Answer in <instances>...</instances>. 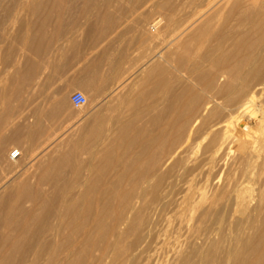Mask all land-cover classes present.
Wrapping results in <instances>:
<instances>
[{
	"label": "rangeland",
	"instance_id": "1",
	"mask_svg": "<svg viewBox=\"0 0 264 264\" xmlns=\"http://www.w3.org/2000/svg\"><path fill=\"white\" fill-rule=\"evenodd\" d=\"M238 2L244 11L234 8ZM255 3L249 13L252 8L249 9L248 0H0V198L21 185H28L34 191L42 177H45L42 188L48 189L49 194L62 188H73L75 194L80 193L90 177L98 176L101 180L105 172L110 173V178L119 172L117 168L112 170L113 159L109 164L100 160L101 151L109 142L124 140L140 145L148 142L153 146L143 151V147L136 145L130 155L143 152L141 155L144 154L148 164L156 157V171L160 175L167 174L155 191L149 192L135 224L121 227L119 240L105 231V239L101 236L102 240L99 238L94 243L92 250L96 251L89 250L82 256L85 259L81 257L82 264L103 260L107 264L230 263L232 260L226 257L224 248L230 239L238 241L235 228L233 233V222L252 214L257 196L264 193V147L246 183L251 189L246 193L249 206L236 207L237 213L222 214L225 218L219 221L217 213L221 214L226 198L244 171L237 158L245 144H233L234 138H230L218 148L224 141L221 122L225 120L226 111L206 120V126L201 128L200 122L190 127L193 119L186 124L183 133L169 128L167 108L173 95L187 87L196 95L200 93L199 105H203L214 99L221 83L210 74L205 77L210 86L204 90L202 82H198L200 79L185 72H174L173 63L170 70L165 58L168 61L173 49L168 40L183 28L186 31L179 41L189 40L193 47L199 48L200 54L216 48L219 43L231 49V40L246 37L247 20L255 19L263 8L261 0ZM204 26L206 29L209 26V30ZM192 63L188 62L185 68L190 69ZM203 65L206 71L211 67L208 62ZM169 70L173 71L170 81L166 77ZM75 91L86 97V106L82 109H74L69 102ZM260 94L255 104L260 103L264 111V93ZM79 110L85 113L83 117H77ZM183 111L185 113L187 108L182 107ZM209 111H205L202 118L207 119ZM96 114L101 117L100 134L89 137ZM124 125L130 129L127 127L125 131ZM189 130V144L167 162V156L185 140ZM214 133L217 139L206 149ZM177 136L181 139L169 150V143ZM73 145H76L77 159L64 160L63 164L61 153L68 154ZM228 146L232 148L229 150ZM13 150L20 152V157L14 161L9 158ZM57 163L60 168L51 174L46 172L48 166ZM90 166L97 167L92 175ZM21 200L16 204L15 220L21 222L27 210L36 211L39 220L34 228L42 226L44 235L48 234L45 224L49 226L52 218L37 210L36 204ZM52 204L50 199L49 210ZM110 222L111 218L107 224ZM263 229L264 206L255 215L254 226L244 232L248 238L245 248L253 246ZM237 246L242 248L240 243ZM112 251L117 255H111ZM33 253H27V261Z\"/></svg>",
	"mask_w": 264,
	"mask_h": 264
},
{
	"label": "bare ground",
	"instance_id": "2",
	"mask_svg": "<svg viewBox=\"0 0 264 264\" xmlns=\"http://www.w3.org/2000/svg\"><path fill=\"white\" fill-rule=\"evenodd\" d=\"M248 1L251 4V7L248 6L250 9L252 8L255 2L260 0H248ZM261 1L263 8L259 10L258 14L255 15V19L250 18V20L249 19L247 20V26L245 28V33H244L246 37L238 36L239 37L238 39L235 38L231 40L232 42L230 44L231 49L229 50H227L224 45L219 43V45L216 48L209 49L205 54H200L201 52L199 53V48L193 47L189 40L184 42L179 41V37L186 31V28H183L182 30L175 32L173 38L168 40L170 41L169 43L166 41L168 45L173 48L171 51L169 50L170 51L169 54L167 53L168 61L165 58V63L169 64L170 70L173 63L174 66H172L173 67L172 69L174 72L177 73L185 72L191 76L200 79L198 82H202L204 90L208 89L210 86L209 82L207 83L205 82V77L207 78L210 74L214 75L216 81L221 83L219 85L220 88L217 90L216 95L214 96V99L212 100L207 99L209 101L207 102L204 101L205 104L203 105H199L201 98L199 96L200 98L199 99L198 95L200 93L196 95L193 93L191 89H188L186 86H185L186 88L183 89L180 88L181 90L178 91L177 94L173 95V100L169 104V107L167 108L169 111L167 112L169 128L172 130L176 129L175 132L180 133L182 130L184 131V128L186 124H188L190 119H193V122L190 127H193L200 122V128H201L203 126H206L205 125L206 120H209V118L217 117L219 115V112L221 111L222 113L226 111V115L224 117L225 120H223V122L220 121L222 123L221 130L223 131L222 136L224 141H222L221 144L218 143L220 144L218 148H220L226 142V140L228 141V139L230 138H234L233 144L237 143L236 145H238L240 142H243L245 144V148L241 152H239L238 158L236 157L237 161L243 164L244 171L240 176H238V180L233 185L231 193L225 200L226 202L223 200L225 204L223 203L224 205L222 206V210H221L222 212L221 214L219 212L217 213V218L219 219V221L225 218L224 216H222V214H225V216L226 215L233 216L235 213L238 212V210H236V207L246 208L247 206H249L248 205L249 198L246 193L251 189H248L246 187V183H248L247 180L250 177L249 176L250 170L255 167L259 154L261 153L262 148L264 147V111L262 110L261 107H259L260 103H258V106H256L255 104L256 98L258 97L257 95L258 94L261 95L260 93L262 94L264 93V15H263L264 0ZM234 8L238 10H242V5L239 4L238 2L236 7ZM252 10L253 8L251 9V11H249V13H252ZM242 11H244V9ZM203 18H205V16ZM236 28H239V25L238 27L236 26ZM197 37H201V36L197 35ZM188 62L191 63L193 62L192 67L190 69L185 68ZM204 62H208L211 66L207 71L204 69V65H203ZM162 66L164 65L162 64ZM152 69L154 68L152 67ZM163 69H165V67H163ZM170 70L167 72L166 75L169 81L173 76L172 75L173 71ZM161 79H163V76L161 77ZM163 82L166 81L164 80ZM163 84L165 85V83ZM215 85H213V87ZM252 106L253 108L251 109ZM182 107H184V109L187 108V111L185 113L184 111L182 113ZM207 110H210L208 114V118L204 119L202 118V115ZM84 114L82 111L79 110V114L77 115V117L79 116L83 117ZM94 118H95L94 120L95 125L94 127L91 128L90 131L88 130L89 137H94L99 133L100 123H102L99 114H96ZM123 127H125V125ZM127 127L128 126L126 125L125 131ZM128 128L130 129V127ZM206 134L208 135L210 134V132H206ZM217 136L218 135L215 133L212 134L208 142V145L206 146V149H208V147H210L215 143ZM122 138L125 139V137ZM179 138L177 136L176 140H172L171 144L169 143V148H168L169 150L176 146V145L174 146V143L177 142ZM190 138H191V131L189 130V133L187 134L185 140L183 139L184 141L181 144H179V146L175 147L176 149L170 155L167 156L168 157L167 162L173 159V157L182 149V147L189 142ZM132 142H128L124 140L115 141L112 143L109 142L107 147H105L101 151L102 156L99 155L101 157L100 160L104 163H108V161L113 159L115 161V164L113 165L112 170H114V168L115 169L117 168L119 172L112 175V178H110L109 176L110 173H106V172L103 173V171L101 170L103 166L101 165L102 167L100 170L103 173V178L100 180V177L97 178L98 176L90 177L88 182H85V185L83 189H81L82 191L80 193L75 194L73 188L54 189L50 193L51 197H49L50 194L48 192V189L42 188L45 182V177H42L35 185L36 187L34 191L32 190L33 188L31 189L30 186L28 185H21L11 189L9 193L2 196L0 198V264H82L81 257L89 250H92V248L95 246L94 244L95 241L99 239L101 236L103 237L105 231H108L110 234H112V236L115 235L116 239L119 240L122 237V233L120 231L121 227L123 226L128 227V225H131V223H133L137 219L140 212V208L144 203L146 197L148 196L149 192L151 190L155 191V189L158 187L159 183L163 179V175L167 174L164 173L160 175V173L156 171L158 164V161L155 160L156 157L153 158L155 161L153 160L152 163L148 164L149 161L144 160L145 158L144 154L141 155V153L143 152L134 154V156L130 155L133 152V148L136 145H139L138 147L141 148L143 147V151H144L147 148L153 146V144L145 142L140 145L138 142L136 143H132ZM151 142L155 143V141L154 142L151 141ZM156 145H160V144H156ZM72 147H73L72 150L68 154L61 153L62 156L60 160L61 162H63V164H64V160L74 161L75 159H77L76 145H73ZM230 148H232V146L229 147V150ZM159 152L160 151H158V153ZM61 162L60 164H62ZM57 164H52L48 166L46 172L51 174L53 170L60 168L61 167L60 164L58 165ZM174 164H178V163L175 162ZM234 164L236 165L237 162ZM72 165L74 164L72 163ZM95 168L97 167L90 166L89 168L91 172L90 175H92L93 169ZM232 169H234V167ZM238 169L239 168L237 167V170ZM57 174L59 175V173ZM229 190L230 189H228L227 191ZM202 194L200 195L202 196ZM20 199H23L26 202L28 201V203L30 204L31 203L36 204L38 207L37 210H39L42 213L45 212V214L47 213L52 218L53 221L49 226L45 224V230L47 226V231L49 232L48 234L46 233V235H44V230L40 229L42 228V226L39 228L40 230L34 228L35 223L39 219H37L38 215L36 214V211L32 210L33 207L31 209L32 211H28V210L25 211L23 217L24 219L22 221L20 220L21 222L17 221L18 219L15 220L18 214V213L16 214V204ZM50 199L53 201L52 210L51 209L49 210L47 208V203ZM262 206H264L263 192L262 195L257 196L256 205L253 208L252 214H249L244 220H240V221L236 220L235 222H233L232 225L233 233H235L234 231L235 228L238 231L237 233L238 241L235 242L234 238L230 239L228 245L224 248L226 249L225 250L226 257L232 260L228 264H264V229L259 233L256 242H254L253 246L250 248H245L247 247L246 241L248 238L244 236V232H246L247 229L249 230L254 226L255 215L258 212H260ZM187 215L189 214L187 213ZM110 218L112 222H110L111 224H107V221ZM42 221L44 222V220ZM130 228H133V226ZM234 237H236V235ZM100 240L102 239L100 238ZM138 241L140 240L138 239ZM238 243L242 245V248H238L237 246ZM117 250L119 251L118 248ZM30 251L31 252L34 251V253L31 256L32 258L29 261H27L26 255L27 253H31ZM112 254L117 255L114 254L113 251L111 252V255ZM59 255L61 256V259H59ZM84 256H86V254ZM95 256L97 255L95 254ZM82 259L85 258L82 257ZM103 261L100 262L98 261V263L96 264H105L106 262Z\"/></svg>",
	"mask_w": 264,
	"mask_h": 264
},
{
	"label": "built area",
	"instance_id": "3",
	"mask_svg": "<svg viewBox=\"0 0 264 264\" xmlns=\"http://www.w3.org/2000/svg\"><path fill=\"white\" fill-rule=\"evenodd\" d=\"M69 102L74 109H82L86 106V97L80 91L73 92L69 97ZM20 157L17 150H13L9 153V158L11 160L18 159Z\"/></svg>",
	"mask_w": 264,
	"mask_h": 264
}]
</instances>
